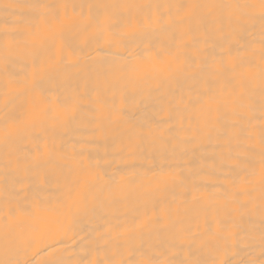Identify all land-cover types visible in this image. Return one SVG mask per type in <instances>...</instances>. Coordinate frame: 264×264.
<instances>
[{"label":"bare ground","instance_id":"6f19581e","mask_svg":"<svg viewBox=\"0 0 264 264\" xmlns=\"http://www.w3.org/2000/svg\"><path fill=\"white\" fill-rule=\"evenodd\" d=\"M246 2L258 0H0V261L264 264L259 81L249 111L212 75L221 60L258 70L264 21L175 7ZM157 14L162 26H143ZM133 17L110 46L109 26ZM22 114L36 126L7 135Z\"/></svg>","mask_w":264,"mask_h":264},{"label":"snow or ice","instance_id":"6c2138e0","mask_svg":"<svg viewBox=\"0 0 264 264\" xmlns=\"http://www.w3.org/2000/svg\"><path fill=\"white\" fill-rule=\"evenodd\" d=\"M3 7L5 9H9L14 7L12 4H4ZM177 8V16H180L182 12L187 10V16L182 17L191 19L197 9H227V21L229 24L236 23L239 25L241 22L251 19L252 13L255 10H259V16L262 21H264V0H258L257 2H246L243 4H228V5H201V4H188V5H176ZM208 16L211 17L210 23L222 25L224 23V19L221 16L212 17L211 13H208ZM162 15H148L144 17L143 26L145 27H159L162 26L163 22ZM135 22V18H130L124 23H121L118 28L113 30L111 26L108 28V38L107 43L113 47H121L123 44V38L128 34V29ZM17 43H23L25 48L31 46L33 42V37L31 34H22L17 37L12 38ZM169 55L171 53H168ZM230 54V53H229ZM13 55V51L11 48H5V59L7 60L9 57ZM71 55V53H69ZM159 60L161 57L158 54L155 57ZM260 66L258 70L255 65L251 61H239L229 64L224 63L223 60L220 61L218 65L213 66L212 75H227L230 79L227 83L231 86L232 92V103L234 105H239L240 107H244L247 105L249 111L252 110L251 104V92L253 90L254 85L257 80L259 81L260 87V104L261 111L264 113V31H262V38L260 42V54H259ZM36 67V65H34ZM47 115V112L44 113ZM36 122L31 121L26 115L14 116L11 118L9 123L6 125L7 129H11V131L7 132V135H20L26 132L29 128L35 127ZM248 138H251V132L248 133ZM34 140L37 141V151L39 152V137H34ZM257 141L259 144V156H260V165L261 170L264 172V118L261 120V126L258 130ZM161 177H169L174 178L172 174V170H164L161 168L160 171ZM251 196V193H246ZM254 204V202H253ZM259 213L261 217L262 231H261V244L264 245V180L261 182L260 189V204H259ZM201 247L208 248L210 250V244L208 242H202ZM0 264H12L11 261H0ZM52 264H56V262H52ZM94 264H177V262L168 260V259H155L151 256H147L142 254L140 258L134 259L131 254L128 259H120V260H105V261H96ZM179 264H216L215 261H192V260H184L180 261ZM244 264V262H241ZM251 264V262H249Z\"/></svg>","mask_w":264,"mask_h":264}]
</instances>
